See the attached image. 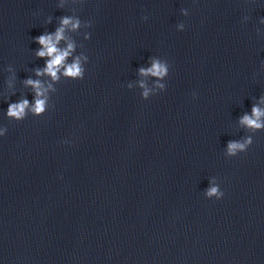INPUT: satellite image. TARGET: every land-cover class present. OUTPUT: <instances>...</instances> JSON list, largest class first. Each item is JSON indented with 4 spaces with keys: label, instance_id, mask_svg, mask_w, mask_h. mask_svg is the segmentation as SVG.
Masks as SVG:
<instances>
[{
    "label": "clouds",
    "instance_id": "clouds-1",
    "mask_svg": "<svg viewBox=\"0 0 264 264\" xmlns=\"http://www.w3.org/2000/svg\"><path fill=\"white\" fill-rule=\"evenodd\" d=\"M69 26L72 30L78 29L80 27V20L69 16L61 17L60 27H58L54 33L40 35L36 38V42L41 46L40 49L37 50L36 55L39 58H48L46 60V66L43 68V70L38 69L36 71L37 76L47 74L53 80H57L59 78L58 73L61 71V69H63V75L66 77L77 79L84 78V70L81 67L79 58H77L71 64L66 63L67 58L71 55L74 49V45L72 43H68L67 47L64 49L58 47L59 42L65 38V30ZM166 71V67L158 61H153L151 68L147 70H140L142 75L151 74L157 77L163 76ZM25 83L34 89L36 96L34 105L31 106L30 110L34 114L43 113L45 110L46 101L41 97L44 96V92L46 90L43 88L41 81L28 79ZM143 95L146 97L148 95L147 91H145ZM28 109L29 101L27 99H23L19 102L9 104L7 115L10 118L21 120L25 117L26 110ZM261 116H264V110H261L259 107L253 106L252 115L249 116L245 114L241 118L240 123L247 127L259 129L264 127V122H261L260 120ZM250 143V139L246 140L244 143L230 141L228 143V153L234 156L237 152L244 151L247 145ZM206 194L209 197L215 196L216 199H221L224 196V193L219 188V186L215 185L210 186Z\"/></svg>",
    "mask_w": 264,
    "mask_h": 264
}]
</instances>
